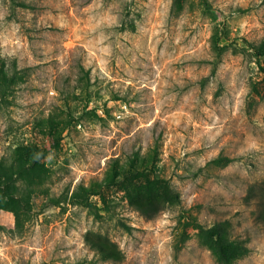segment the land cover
Wrapping results in <instances>:
<instances>
[{
  "label": "rangeland",
  "instance_id": "374dc122",
  "mask_svg": "<svg viewBox=\"0 0 264 264\" xmlns=\"http://www.w3.org/2000/svg\"><path fill=\"white\" fill-rule=\"evenodd\" d=\"M261 45L264 0H0V264H264Z\"/></svg>",
  "mask_w": 264,
  "mask_h": 264
},
{
  "label": "trees",
  "instance_id": "16d2710c",
  "mask_svg": "<svg viewBox=\"0 0 264 264\" xmlns=\"http://www.w3.org/2000/svg\"><path fill=\"white\" fill-rule=\"evenodd\" d=\"M258 51L259 54L264 55V45H261ZM12 169L13 162L4 164L0 161V173L9 175L11 172L8 170ZM254 192V189L251 188L247 197H253ZM129 199L130 202L144 214H151L155 210L152 203L146 204V202H138L137 197L131 195ZM260 201L258 203L261 206L257 209L256 218L264 227V203ZM199 235L202 242L211 249L216 260L222 264H233L237 258L247 253L249 249L244 239L231 236L227 220H219L211 225H199Z\"/></svg>",
  "mask_w": 264,
  "mask_h": 264
}]
</instances>
